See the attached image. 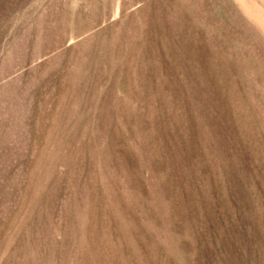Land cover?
Wrapping results in <instances>:
<instances>
[{
  "label": "rangeland",
  "instance_id": "1",
  "mask_svg": "<svg viewBox=\"0 0 264 264\" xmlns=\"http://www.w3.org/2000/svg\"><path fill=\"white\" fill-rule=\"evenodd\" d=\"M0 264H264V0H0Z\"/></svg>",
  "mask_w": 264,
  "mask_h": 264
}]
</instances>
